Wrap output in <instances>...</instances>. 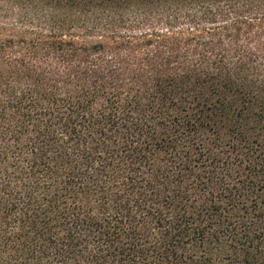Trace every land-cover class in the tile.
<instances>
[{
	"label": "trees",
	"instance_id": "1",
	"mask_svg": "<svg viewBox=\"0 0 264 264\" xmlns=\"http://www.w3.org/2000/svg\"><path fill=\"white\" fill-rule=\"evenodd\" d=\"M0 264H264V0H0Z\"/></svg>",
	"mask_w": 264,
	"mask_h": 264
}]
</instances>
